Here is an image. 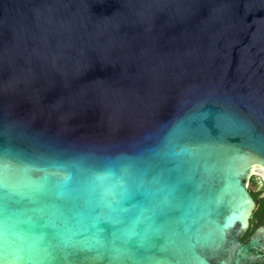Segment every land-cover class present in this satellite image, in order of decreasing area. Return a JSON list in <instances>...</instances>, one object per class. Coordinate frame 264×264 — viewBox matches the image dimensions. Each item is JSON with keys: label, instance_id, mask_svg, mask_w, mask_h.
I'll return each instance as SVG.
<instances>
[{"label": "water", "instance_id": "1", "mask_svg": "<svg viewBox=\"0 0 264 264\" xmlns=\"http://www.w3.org/2000/svg\"><path fill=\"white\" fill-rule=\"evenodd\" d=\"M264 0H0V264H264Z\"/></svg>", "mask_w": 264, "mask_h": 264}, {"label": "trees", "instance_id": "2", "mask_svg": "<svg viewBox=\"0 0 264 264\" xmlns=\"http://www.w3.org/2000/svg\"><path fill=\"white\" fill-rule=\"evenodd\" d=\"M252 183H255V182L252 181ZM252 194H253L254 198L256 200H258L259 192H257V191L255 192V191L252 190ZM263 214H264V201L260 200V202L258 204V207H257V209L254 212V216L252 218L253 222L251 224V227L249 228V230L245 234L244 238H247L249 235H251L254 232L255 228L258 225V223H256V222H257V220H259V219H261L263 217Z\"/></svg>", "mask_w": 264, "mask_h": 264}, {"label": "rangeland", "instance_id": "3", "mask_svg": "<svg viewBox=\"0 0 264 264\" xmlns=\"http://www.w3.org/2000/svg\"><path fill=\"white\" fill-rule=\"evenodd\" d=\"M254 175L256 177V183H252V181H254L253 175H252L250 179V183H249V188H253L257 191V190H260V187L257 186L258 184L264 185V176L260 173H254Z\"/></svg>", "mask_w": 264, "mask_h": 264}, {"label": "flooded vegetation", "instance_id": "4", "mask_svg": "<svg viewBox=\"0 0 264 264\" xmlns=\"http://www.w3.org/2000/svg\"><path fill=\"white\" fill-rule=\"evenodd\" d=\"M250 189V191H251V193H252V190L253 191H255L256 192V190L255 189H251V188H249ZM257 192H259L260 193V190H257ZM253 195V194H252ZM254 197V196H253ZM255 199V198H254ZM256 200V199H255ZM260 200H262L261 199V197H260V195H258V200H256V202H257V207H258V204H259V202H260ZM257 209V208H256ZM255 212V211H254ZM254 212H253V215H252V217H251V224H252V222H253V216H254ZM256 223H258V225H257V227L258 226H260V225H262V224H264V214H263V217L261 218V219H259V220H257V222Z\"/></svg>", "mask_w": 264, "mask_h": 264}, {"label": "snow or ice", "instance_id": "5", "mask_svg": "<svg viewBox=\"0 0 264 264\" xmlns=\"http://www.w3.org/2000/svg\"><path fill=\"white\" fill-rule=\"evenodd\" d=\"M253 180L256 183V177H255L254 174H253ZM257 186L260 187V193H259V195H260L262 201H264V185L258 184Z\"/></svg>", "mask_w": 264, "mask_h": 264}]
</instances>
